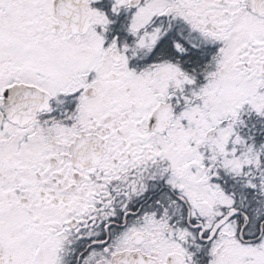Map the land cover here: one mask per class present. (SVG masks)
I'll list each match as a JSON object with an SVG mask.
<instances>
[{"label":"snow or ice","instance_id":"6c2138e0","mask_svg":"<svg viewBox=\"0 0 264 264\" xmlns=\"http://www.w3.org/2000/svg\"><path fill=\"white\" fill-rule=\"evenodd\" d=\"M0 264H264V0H0Z\"/></svg>","mask_w":264,"mask_h":264}]
</instances>
